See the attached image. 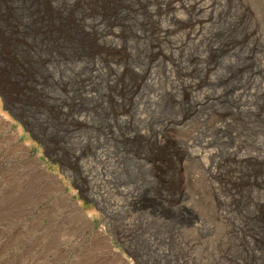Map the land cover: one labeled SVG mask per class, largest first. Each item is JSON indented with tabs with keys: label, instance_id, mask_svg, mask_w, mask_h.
<instances>
[{
	"label": "rangeland",
	"instance_id": "obj_1",
	"mask_svg": "<svg viewBox=\"0 0 264 264\" xmlns=\"http://www.w3.org/2000/svg\"><path fill=\"white\" fill-rule=\"evenodd\" d=\"M72 1L0 0V93L42 142L0 98V264H264V0H187L203 27L158 44L176 64L145 13L185 10ZM186 29L206 42L178 51ZM192 95L214 99L191 114Z\"/></svg>",
	"mask_w": 264,
	"mask_h": 264
},
{
	"label": "bare ground",
	"instance_id": "obj_2",
	"mask_svg": "<svg viewBox=\"0 0 264 264\" xmlns=\"http://www.w3.org/2000/svg\"><path fill=\"white\" fill-rule=\"evenodd\" d=\"M74 1V0H73ZM73 1H72V3H73ZM75 1H77V2H80V1H82L81 3H83V1L84 0H75ZM92 1H94L95 2V4L97 3V1L98 0H92ZM104 1V0H103ZM108 1V0H107ZM141 1V0H140ZM145 1V0H144ZM147 1V0H146ZM86 2V1H85ZM84 2V3H85ZM88 2V1H87ZM109 2V1H108ZM115 2V1H114ZM118 2V1H117ZM155 2H160V4L162 5H165V9L167 10V11H176L177 9H183V10H185L186 12H187V14L188 15H190L189 17H190V19L188 18L187 19V23L186 24H184L183 23V21H180L178 18H175V17H171V20H172V22H173V26H171L170 28H167V26L166 27H164V26H162V25H160V24H158L157 23V21H155L154 19H153V14L150 12V11H147L145 14H146V16H147V18H149V20H151L153 23V25H152V34H153V37H154V40L156 41V49H157V51L158 52H156V54H159L162 58H165V59H167V60H169L172 64H176V62H177V59L174 57V56H169L170 54H166V53H164L163 52V50H161L159 47H158V44H160V43H163L164 41H168L169 40V37L173 34L174 35V32L175 31H177V29H178V27H180V29L181 28H183V29H185V28H189V27H194L193 25L196 23V24H199V27L200 28H202L203 27V22L201 21V20H199L195 15H197V13H198V7L196 8V6H193V4H190L189 2H187V0L185 1V0H155ZM178 2V3H177ZM197 2V1H196ZM196 2L194 3L195 5H196ZM75 3V2H74ZM89 3V2H88ZM88 3H86V4H88ZM139 3V2H138ZM147 3V2H146ZM198 3V2H197ZM73 5V4H72ZM92 5H94V4H92ZM99 5V4H98ZM116 5V4H115ZM141 5H142V3H141ZM101 6V5H100ZM105 5H103V7H104ZM111 6V5H110ZM160 6V5H159ZM142 7H140V9H141ZM146 8V7H145ZM131 9V8H130ZM163 10V9H162ZM143 11H145V10H143ZM111 12V11H110ZM192 12H194V13H192ZM107 13V12H106ZM159 13H161V11L159 12ZM170 13V12H169ZM172 13V12H171ZM158 14V13H157ZM217 14V13H216ZM71 16V15H70ZM145 19V18H144ZM170 20V21H171ZM211 20V19H210ZM159 22V21H158ZM144 25V24H143ZM197 27V26H196ZM89 29V28H88ZM190 29V28H189ZM189 29H186L184 32H185V39H183V41H182V43H181V45L179 44V45H177V47H175V49H177L178 51L179 50H181V47L184 45V43L186 42V41H188L189 40V42L191 43V45H193V46H198V44L200 43V42H206V40H207V34L204 36L202 33H199V31H197V29L195 30V31H189ZM92 30V29H91ZM110 30V29H109ZM192 30H194V29H192ZM182 33V32H181ZM149 34V33H148ZM200 34H202L201 36H199ZM204 37V38H203ZM203 39V40H202ZM106 40H108V39H106ZM210 41H212V40H210ZM181 42V41H180ZM208 43V42H207ZM211 43V42H210ZM200 45V44H199ZM206 45V44H205ZM207 46V45H206ZM223 46V45H222ZM230 46V45H229ZM211 47H213V46H211ZM215 47V46H214ZM152 48V47H151ZM219 49V48H218ZM153 50V49H152ZM218 51V50H217ZM223 51V50H222ZM216 52V51H215ZM151 53H152V51H151ZM174 53V52H173ZM155 54V53H154ZM200 55V54H199ZM202 55V54H201ZM200 55V56H201ZM216 55V54H215ZM214 55V56H215ZM157 56V55H156ZM193 56V55H192ZM196 56H198V55H196ZM153 57V56H152ZM199 57V56H198ZM211 57H213V56H211ZM156 58V57H155ZM194 58V57H193ZM196 58H194V60H195ZM199 59V58H198ZM164 60V59H163ZM158 62V61H157ZM200 62V61H199ZM162 63H163V61H162ZM263 63V62H262ZM151 64H152V62H151ZM158 64H159V62H158ZM260 64V63H259ZM164 65V64H163ZM198 65V64H197ZM161 66V65H160ZM159 66V67H160ZM165 67H166V65H165ZM263 67V66H262ZM261 67V68H262ZM255 70H257V69H255ZM264 70V69H263ZM262 70V71H263ZM166 71V70H165ZM167 71H168V69H167ZM258 71V70H257ZM256 71V72H257ZM144 72H146V70L144 71ZM255 72V73H256ZM261 72V71H260ZM253 73V72H252ZM251 73V74H252ZM258 73V72H257ZM144 74H146V73H144ZM153 74V73H152ZM250 74V75H251ZM259 74H261V73H259ZM264 74V73H263ZM254 75H256V74H254ZM164 76V75H163ZM257 76V75H256ZM261 76V75H260ZM142 77V76H141ZM170 77V76H169ZM168 77V78H169ZM146 78V77H145ZM172 78V77H171ZM255 78V77H254ZM254 78H253V80L252 81H254L255 82V80H254ZM258 78V77H257ZM256 79V78H255ZM151 81V80H150ZM173 81V80H172ZM251 81V83H253ZM181 82V81H180ZM184 82V81H183ZM246 82H247V80H246ZM211 83V82H210ZM251 83H250V81L249 82H247V86H244V88L243 87H241L242 88V90L243 91H239V92H236L234 95H233V102L235 103L237 100H239L240 98H241V100L242 99H245V98H250V97H253L255 94H257L258 93V90H257V87H258V84L257 83H254L255 84V88L251 91V92H249V88H248V86H249V84L251 85ZM262 83V82H261ZM154 84V83H153ZM171 84H173V83H171ZM147 85V84H146ZM149 85H150V83H149ZM174 85H176V84H174ZM178 85V84H177ZM243 85V84H242ZM173 86V85H172ZM240 86V85H239ZM252 86V85H251ZM137 88V87H136ZM185 88V87H184ZM203 88V87H202ZM192 89H195V88H191V90ZM234 89V88H233ZM259 89V88H258ZM241 90V89H240ZM263 90V89H262ZM194 91V90H193ZM192 91V92H193ZM196 91V90H195ZM194 91V92H195ZM199 91V90H198ZM229 92V91H228ZM260 92H261V90H260ZM191 93V92H190ZM204 93V92H203ZM227 93V92H226ZM225 93V94H226ZM172 94V93H171ZM231 94V93H230ZM233 94V93H232ZM223 95H224V93H223ZM228 95V94H227ZM258 95V94H257ZM259 95H260V93H259ZM213 96H215V95H213ZM219 96V95H218ZM257 98H258V96H256ZM260 97V96H259ZM218 98V97H217ZM221 98V97H220ZM206 99V98H205ZM214 99V97H212V96H208L207 97V101L206 102H204V99L203 100H196L195 99V97H194V95H192L191 97H190V106H191V108H190V110H191V114H193L195 111L196 112H198L202 107H204L205 105L207 106V104L208 103H210L212 100ZM216 100V99H215ZM229 100V99H228ZM248 100V99H247ZM247 100H245V101H247ZM252 101V100H251ZM237 103H240V102H237ZM245 103V102H244ZM188 104V103H187ZM249 104V103H248ZM253 104V103H252ZM233 105V104H232ZM205 106V107H206ZM246 106H248L247 104H246ZM245 106V107H246ZM237 109H239V108H237ZM243 111V110H242ZM245 111H247V110H245ZM263 111V110H262ZM224 112V111H223ZM239 112H240V110H239ZM239 112H238V114H239ZM255 112V111H254ZM242 113V112H241ZM244 114V113H243ZM194 116V115H193ZM192 118H194V117H192ZM234 119V118H233ZM174 121V120H173ZM227 121V120H226ZM229 121V120H228ZM199 122V121H198ZM183 123V122H182ZM224 124H225V122H223ZM227 123V122H226ZM202 124V123H201ZM213 125H215V124H213ZM178 128V127H177ZM218 130L220 129V126L218 127V125H217V127H216ZM221 130V129H220ZM196 131V130H195ZM198 131V130H197ZM227 131V130H226ZM218 132V131H217ZM222 132V131H221ZM190 133H194L193 131H190ZM211 134H212V132H210ZM226 133V132H225ZM175 136V135H174ZM193 138H195V136L193 137ZM192 138V136L190 137V138H188V139H186V140H184L183 141V143H184V146L185 147H187V148H189V149H191V155H192V157L193 158H195V159H197V161H199L200 162V165L204 168V170L206 169V170H209L208 172L212 175L211 177H213L214 175H215V173H216V171H215V169L216 168H218V161H217V158H219V153H218V151L217 150H215V149H212V147H211V145L209 144V140L208 141H202V142H200L199 144H197L196 143V138L195 139H193ZM181 140V139H180ZM179 140V141H180ZM194 140V143L192 142ZM178 141V142H179ZM198 141V140H197ZM182 143V144H183ZM212 143V142H211ZM183 147V146H182ZM180 149V148H179ZM179 153V152H178ZM181 154V153H180ZM179 154V156L181 157V155ZM232 158V157H231ZM230 158V159H231ZM235 158V157H234ZM222 161V160H221ZM234 161V160H233ZM229 162V161H228ZM237 162V161H236ZM237 164V163H236ZM227 165V164H226ZM228 165H229V163H228ZM233 166V165H232ZM224 167V166H223ZM226 168H228L229 169V171H231L232 172V174H233V172L234 171H232V169H231V166L229 165L228 167L226 166ZM227 169V170H228ZM223 170V169H222ZM207 172V173H208ZM226 172V171H225ZM218 175V174H217ZM231 175V174H230ZM214 178V177H213ZM236 178V177H235Z\"/></svg>",
	"mask_w": 264,
	"mask_h": 264
},
{
	"label": "water",
	"instance_id": "obj_3",
	"mask_svg": "<svg viewBox=\"0 0 264 264\" xmlns=\"http://www.w3.org/2000/svg\"><path fill=\"white\" fill-rule=\"evenodd\" d=\"M0 98H1V101H2V104H3V108L5 111H7L10 116L13 118V120H15L16 122H18L21 127L23 128V130L29 135L31 136V138L33 139V141H36L38 142L39 144L42 145V142L39 138L36 137V133L35 131L33 130V128L31 127V125L26 121L24 120L23 118L17 116L15 114V112H13L11 110V108L7 105V102H6V99L4 97L3 94L0 93ZM43 156L46 158V159H51L48 155H46L45 153H43ZM80 199H82L83 201H85L86 203H91L92 205H94L96 207V202L94 201V199H90V198H87V197H83L82 195H80Z\"/></svg>",
	"mask_w": 264,
	"mask_h": 264
},
{
	"label": "trees",
	"instance_id": "obj_4",
	"mask_svg": "<svg viewBox=\"0 0 264 264\" xmlns=\"http://www.w3.org/2000/svg\"><path fill=\"white\" fill-rule=\"evenodd\" d=\"M23 129V128H22Z\"/></svg>",
	"mask_w": 264,
	"mask_h": 264
}]
</instances>
